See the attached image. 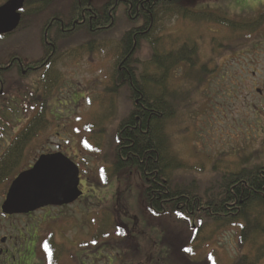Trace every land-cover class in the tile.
Listing matches in <instances>:
<instances>
[{
  "label": "rangeland",
  "instance_id": "374dc122",
  "mask_svg": "<svg viewBox=\"0 0 264 264\" xmlns=\"http://www.w3.org/2000/svg\"><path fill=\"white\" fill-rule=\"evenodd\" d=\"M103 1L93 0L96 6ZM70 2L54 0L40 13L24 15L16 30L0 37V70H6L0 74V139L10 141L26 126L44 98L41 76L45 74L44 80L50 82L45 91L50 95L45 104L50 125L26 146L21 158L11 162V177L42 154L59 151L76 164L80 187L91 208L90 250L98 255L109 256L118 249L110 235L111 224L128 235L130 245L148 243L155 263L164 249L157 231L164 228L170 231L172 252L187 238V264H226L245 253L246 243H240L241 221L220 227L205 216L200 221L190 219V225L176 224L178 212L157 218L144 205L137 172L122 170L113 177L102 176L101 171L113 161L117 126L131 108L126 89L107 90L120 38L140 23L129 21L121 6L111 29L93 35L80 28L58 45L61 57L49 70L38 71L34 64L35 71L24 73L27 64L46 54L41 41L44 24L65 13ZM175 8L250 21L264 11V0H181ZM155 35L161 40L157 43L161 52H175L186 42L196 44L195 65L182 62L167 82L174 114L163 131L175 157L193 168L175 171L173 183L186 186L194 181L203 187L226 170L235 171L241 163L246 168L264 164V23L253 32H239L176 15L164 18ZM151 56L149 41L139 42L134 54L137 62H147ZM148 72L153 69L149 67ZM100 222L104 227L97 233ZM259 239L257 247L264 237Z\"/></svg>",
  "mask_w": 264,
  "mask_h": 264
},
{
  "label": "trees",
  "instance_id": "16d2710c",
  "mask_svg": "<svg viewBox=\"0 0 264 264\" xmlns=\"http://www.w3.org/2000/svg\"><path fill=\"white\" fill-rule=\"evenodd\" d=\"M5 1L7 0L1 1L0 5ZM180 1L104 0L102 5L96 6L93 0H71L65 13L54 15L42 28L41 41L47 56L44 55L33 64H25L24 73L35 71L34 64L39 66L38 71L46 67L49 70V65L61 57L57 53L58 45L75 36L80 28H85L93 35L111 29L115 24V11L121 6L129 21L140 23L124 32L120 38L115 49L111 84L107 90L113 92L118 88L126 89L131 108L117 126L113 161L108 169L101 171L102 176L109 174L104 177H113L122 170L137 172L143 185L142 200L147 210L154 215L178 212L198 221L205 216L213 225L220 227L241 221L240 243H246L247 253L238 256L234 264L245 261L257 264V260L264 257V241L257 247L259 238L264 237V164L246 168L245 162L241 163L235 171L226 170L203 187L194 181H188L186 186L173 183L175 171L186 172L193 168L175 157L163 131L166 121L174 114L167 82L168 77L182 62H187L189 67L195 65L196 44L186 42L175 52H161L157 44L161 40H158L159 36L156 37L155 30L164 18L179 15L181 19L191 17L197 24L211 23L233 31L253 32L264 23V11L256 19L235 21L224 14H195L187 10L180 12L175 8ZM53 2L54 0H25L20 10L21 20L25 18L24 15L34 16L40 13ZM146 39L152 49V56L149 61L138 63L134 54L139 42ZM15 65L14 63L11 67ZM149 67L153 72H148ZM4 71L6 72L5 69L0 70V74ZM45 77V74L41 76L44 98L39 110L12 138L16 157L22 153V148L28 146L50 125L45 116V104L50 96L45 91L50 82L44 80ZM54 85L55 80L50 85V91ZM14 162L13 160L12 163Z\"/></svg>",
  "mask_w": 264,
  "mask_h": 264
},
{
  "label": "flooded vegetation",
  "instance_id": "af4514ba",
  "mask_svg": "<svg viewBox=\"0 0 264 264\" xmlns=\"http://www.w3.org/2000/svg\"><path fill=\"white\" fill-rule=\"evenodd\" d=\"M9 140L0 139V264H187V238L181 239L180 244H177L178 248H174L172 252L170 231L165 228L157 231V237L164 243L158 263L154 262V251L148 247V243H137L136 247L130 245L128 235L113 224L109 227L112 232L110 235L116 241L118 249L109 256L93 253L90 250L93 236L91 208L84 198V188L80 187V175L77 187L80 196L70 204L61 207L46 206L23 214L3 212V201L12 180L17 176L11 177V162L16 159V155L12 151L13 139ZM22 149L17 158L23 156L26 147ZM25 170L27 168L20 172ZM163 215L155 214L157 218H162ZM187 219L189 220L187 216L180 214V220L176 219L175 222L187 224ZM103 227L100 222L95 231L99 233ZM143 247L147 251H143ZM246 253L247 250L239 256ZM236 258L237 256L233 257L226 264H234ZM257 261V264H263L264 257ZM242 264L251 262L245 261Z\"/></svg>",
  "mask_w": 264,
  "mask_h": 264
},
{
  "label": "water",
  "instance_id": "95a60500",
  "mask_svg": "<svg viewBox=\"0 0 264 264\" xmlns=\"http://www.w3.org/2000/svg\"><path fill=\"white\" fill-rule=\"evenodd\" d=\"M24 1L7 0L0 5V36L17 29ZM78 186L79 169L70 159L59 151L42 154L12 180L2 211L23 214L46 206L61 207L78 199Z\"/></svg>",
  "mask_w": 264,
  "mask_h": 264
}]
</instances>
